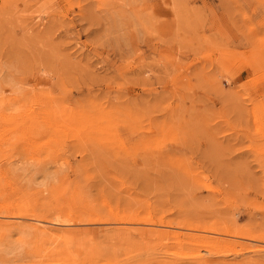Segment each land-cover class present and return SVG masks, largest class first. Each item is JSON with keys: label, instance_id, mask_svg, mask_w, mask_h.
<instances>
[{"label": "rangeland", "instance_id": "1", "mask_svg": "<svg viewBox=\"0 0 264 264\" xmlns=\"http://www.w3.org/2000/svg\"><path fill=\"white\" fill-rule=\"evenodd\" d=\"M0 264H264V0H0Z\"/></svg>", "mask_w": 264, "mask_h": 264}, {"label": "bare ground", "instance_id": "2", "mask_svg": "<svg viewBox=\"0 0 264 264\" xmlns=\"http://www.w3.org/2000/svg\"><path fill=\"white\" fill-rule=\"evenodd\" d=\"M45 190V189H44ZM11 219V218H10ZM20 219V218H19ZM23 219V218H22ZM32 221H34L35 222V224L37 223L38 224V226H40L41 227V229L44 231V232H47L49 229H48V223L47 222H45V221H36V220H32ZM31 221V222H32ZM57 221V220H56ZM36 224V225H37ZM49 224H50V222H49ZM56 224V223H55ZM31 228V227H30ZM13 243V242H12ZM14 244L15 243H13V245L12 244H7L6 246H5V250L7 251V252H9V253H11L12 252V250H15L17 247L16 246H14Z\"/></svg>", "mask_w": 264, "mask_h": 264}]
</instances>
